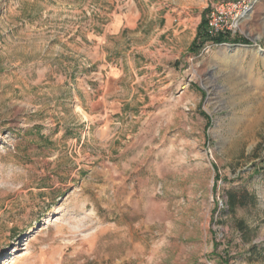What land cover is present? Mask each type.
I'll list each match as a JSON object with an SVG mask.
<instances>
[{"label":"rangeland","instance_id":"obj_1","mask_svg":"<svg viewBox=\"0 0 264 264\" xmlns=\"http://www.w3.org/2000/svg\"><path fill=\"white\" fill-rule=\"evenodd\" d=\"M223 1L0 0V264H264V0L202 43Z\"/></svg>","mask_w":264,"mask_h":264},{"label":"built area","instance_id":"obj_2","mask_svg":"<svg viewBox=\"0 0 264 264\" xmlns=\"http://www.w3.org/2000/svg\"><path fill=\"white\" fill-rule=\"evenodd\" d=\"M256 0H227L214 5L209 12L206 32L210 39L235 33L253 11Z\"/></svg>","mask_w":264,"mask_h":264},{"label":"trees","instance_id":"obj_3","mask_svg":"<svg viewBox=\"0 0 264 264\" xmlns=\"http://www.w3.org/2000/svg\"><path fill=\"white\" fill-rule=\"evenodd\" d=\"M204 36V37H201ZM200 37L202 38V43L209 38L207 35V32L205 30L204 35H201ZM198 38L195 40L194 45H197ZM225 37L224 35L218 36L217 40H224ZM200 46V44L198 45ZM226 198H227V206L230 212L234 211L238 206L244 207L249 204H255L257 201L256 195L248 190L247 188L243 189H228L226 191ZM240 231L244 232L246 231V224L243 220H239L237 223Z\"/></svg>","mask_w":264,"mask_h":264}]
</instances>
